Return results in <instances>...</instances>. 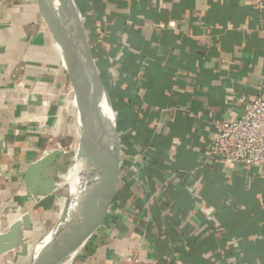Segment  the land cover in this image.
Returning <instances> with one entry per match:
<instances>
[{
	"label": "crops",
	"instance_id": "obj_1",
	"mask_svg": "<svg viewBox=\"0 0 264 264\" xmlns=\"http://www.w3.org/2000/svg\"><path fill=\"white\" fill-rule=\"evenodd\" d=\"M72 3L110 95L121 158L115 198L71 264H264V170L204 156L219 121L262 96L255 0ZM71 90L37 0H0V233L18 219L11 213L30 216L37 203L23 185L37 147L64 113L77 125ZM38 230L21 227L24 240Z\"/></svg>",
	"mask_w": 264,
	"mask_h": 264
},
{
	"label": "water",
	"instance_id": "obj_2",
	"mask_svg": "<svg viewBox=\"0 0 264 264\" xmlns=\"http://www.w3.org/2000/svg\"><path fill=\"white\" fill-rule=\"evenodd\" d=\"M37 2L65 59L76 109L91 130L93 148L90 161L75 175L80 189L68 193V205L71 201L74 204L73 216L65 221L64 211L63 222L41 236L32 250L31 264H60L63 254L75 256L111 206L119 182L121 150L116 114L99 77L77 8L72 0ZM63 155V151L55 149L28 166L23 185L35 202L52 194V171ZM21 227L31 229L28 213L11 223L6 233H0V255L17 247L22 253L25 251Z\"/></svg>",
	"mask_w": 264,
	"mask_h": 264
},
{
	"label": "built area",
	"instance_id": "obj_3",
	"mask_svg": "<svg viewBox=\"0 0 264 264\" xmlns=\"http://www.w3.org/2000/svg\"><path fill=\"white\" fill-rule=\"evenodd\" d=\"M255 4L256 9L264 14V0H255ZM79 17L82 22L80 14ZM94 39L101 42V36ZM87 40L89 42L88 37ZM261 93V97L245 105L239 118L219 121L217 129L210 134L205 159L264 170V79Z\"/></svg>",
	"mask_w": 264,
	"mask_h": 264
},
{
	"label": "rangeland",
	"instance_id": "obj_4",
	"mask_svg": "<svg viewBox=\"0 0 264 264\" xmlns=\"http://www.w3.org/2000/svg\"><path fill=\"white\" fill-rule=\"evenodd\" d=\"M67 113V112H66ZM63 114L62 122L63 125L55 133H50L45 140L43 145L37 147V156L41 157V154H47L52 150L58 149L64 152L62 161L58 167H54L52 171L53 178L56 184H60V192L57 194H51L46 197H39L37 203L33 205L32 212L30 214L31 224L32 222L39 224V230L29 238L25 239V251L22 253L19 248L18 251L7 253L0 258V264H31V252L32 248L38 239L49 232L59 222L63 221L60 217L56 220L51 219L47 214L50 213L56 205L63 204L64 211L67 212L69 206L65 199L68 197V191L70 186V171L73 164L75 151L79 142V129L77 128L76 122L74 124L73 115L70 118ZM43 123V122H42ZM47 122L43 123L46 125ZM41 125L44 128V125ZM35 154V156H36ZM43 154V155H44ZM36 156V157H37ZM57 199L60 200L57 204ZM64 199V202H63ZM24 208V207H22ZM21 209H16L13 213L15 218H19L22 215ZM21 214V215H20ZM46 217V218H45ZM6 233V231H3Z\"/></svg>",
	"mask_w": 264,
	"mask_h": 264
},
{
	"label": "bare ground",
	"instance_id": "obj_5",
	"mask_svg": "<svg viewBox=\"0 0 264 264\" xmlns=\"http://www.w3.org/2000/svg\"><path fill=\"white\" fill-rule=\"evenodd\" d=\"M77 128L79 129L80 138H79L78 146H77L76 151H75L73 164L71 166L70 177H69L70 182H71L70 183L71 189H69L68 193L74 192L77 189H80L81 185L78 182L75 175L78 172L79 168L85 166V164H87L90 161L92 149H93L92 144H91L92 143L91 142V130H90L89 126L85 123L84 119L78 114V112H77ZM65 200L67 202V199H65ZM68 206H69V208L67 210V215L65 216V221L68 220L74 214L73 202L72 201H71V203L69 202ZM63 213H64V208L62 210L61 216L63 215ZM21 216L17 220H20ZM58 224H56V225H58ZM9 226L6 229H4L3 231H7ZM3 231L1 230V233H3ZM73 258H74V256L71 254L68 256H65L63 254L59 258V261H60V264H71Z\"/></svg>",
	"mask_w": 264,
	"mask_h": 264
},
{
	"label": "trees",
	"instance_id": "obj_6",
	"mask_svg": "<svg viewBox=\"0 0 264 264\" xmlns=\"http://www.w3.org/2000/svg\"><path fill=\"white\" fill-rule=\"evenodd\" d=\"M105 67V66H104ZM105 87V86H104ZM106 89V88H105ZM107 93H108V91H107ZM108 95H109V93H108ZM109 98H110V95H109ZM111 100V99H110Z\"/></svg>",
	"mask_w": 264,
	"mask_h": 264
}]
</instances>
